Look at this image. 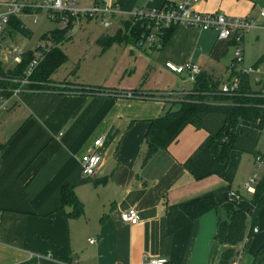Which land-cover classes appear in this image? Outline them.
Wrapping results in <instances>:
<instances>
[{"label":"crops","instance_id":"obj_1","mask_svg":"<svg viewBox=\"0 0 264 264\" xmlns=\"http://www.w3.org/2000/svg\"><path fill=\"white\" fill-rule=\"evenodd\" d=\"M68 1L80 8L96 3ZM184 1L109 0L123 14L104 28L115 27L116 32L128 21L127 13L135 9H161ZM263 8L264 0H200L195 11L258 19ZM85 22L100 23L85 20L74 30H82ZM114 34L106 32L98 40ZM261 40L264 29L250 32L242 48ZM114 45L121 49L119 55L129 50L134 56L125 69L129 80L138 74L139 60L142 67L156 64L155 72L161 77H176L172 79L176 88L168 98L172 106L150 101L143 92H158L154 90L160 84L144 88L139 78L137 83L118 86L126 87L120 91L138 93L136 99L113 95L109 85L106 89L64 80L75 86L67 91L24 90L8 100L9 110L0 118V264H145L151 259H166V264L219 263L224 247L215 237L219 220L227 217L223 205L231 191L251 197L243 183L256 170V156H264L262 131L243 127L229 162L223 164L219 154L210 152V142L226 118L204 115L202 129L188 125L176 142L159 151L145 167H141V155L150 122L178 110L181 103L173 96L187 95L194 88L186 75L168 71L166 64H196L202 74L227 83L235 74L228 65L234 59L236 42L220 40L214 30L178 26L155 60L151 59L155 50L147 56L135 43ZM114 68H108L109 75ZM97 70L101 73L104 67L97 66ZM103 137L102 167L96 176L86 177L81 159ZM65 187L83 203V215H70L72 207L63 203ZM207 196H213L220 206L197 219L182 210L183 205ZM132 207L141 218L135 226L121 219ZM253 223L259 233L253 235L242 264H253L264 247V205L248 217L246 234ZM90 239L96 242L90 244ZM239 248L240 244L236 251Z\"/></svg>","mask_w":264,"mask_h":264},{"label":"trees","instance_id":"obj_2","mask_svg":"<svg viewBox=\"0 0 264 264\" xmlns=\"http://www.w3.org/2000/svg\"><path fill=\"white\" fill-rule=\"evenodd\" d=\"M100 1L96 0L97 3ZM130 24V21H125V31L126 28H129L126 33L124 31L125 34L119 31L114 36H104L98 40V44L103 50L109 49L114 44H137L139 40L145 37L146 27L138 23L130 28ZM10 25L13 28L12 32L23 34L26 37L32 35V32L23 25L20 18L12 19ZM70 28L69 25L67 28L58 29L43 36L45 39L51 35L58 43V47L48 53L45 60L30 77L31 84L23 89L32 92L46 90L45 88L51 83L52 76L67 63L68 56L60 47L70 39ZM174 29L175 27H172L166 32L163 39L164 45L173 34ZM33 59L34 51H29L23 55L20 64L9 70H5L0 61V103L10 100L15 95L19 88V81L25 79L26 71ZM235 75L241 79L238 95L219 94L222 85L221 80L201 74L193 90L187 95L188 98L181 102V107L178 110L169 111L166 116L152 120L145 135L146 147L141 155V167H145L159 151L167 149L176 142L188 125L202 129L204 115L217 114L226 118L223 128L212 137L210 142V152L219 154L223 164L229 162L243 127L262 130L264 126V94L252 90L249 76ZM62 197L64 205L73 209L70 215L75 217L83 215V203L72 189L63 188ZM263 205L264 179L261 180L255 194L250 198H244L239 202L228 201L223 205L227 217L219 220L215 237L216 241L224 247L218 264H232L236 255V247L246 236L248 217H254ZM219 206L220 203L213 196H207L183 205L182 210L191 219H197ZM253 226L254 223L249 234L252 233ZM253 264H264V247L254 257Z\"/></svg>","mask_w":264,"mask_h":264},{"label":"built area","instance_id":"obj_3","mask_svg":"<svg viewBox=\"0 0 264 264\" xmlns=\"http://www.w3.org/2000/svg\"><path fill=\"white\" fill-rule=\"evenodd\" d=\"M200 0H185L182 3L167 5L161 9H135L127 13V20L134 25L141 23L146 27V35L138 41L137 45L144 47L149 44L151 50L161 51L164 47L163 39L166 32L172 27L186 26L189 28H198L202 31L214 30L218 33V38L222 41H235V60L232 64V70L244 63V50L242 42L244 37L258 29H264V8L260 12L258 19L256 18H232L218 13H199L195 11V6ZM45 13L53 21H59L64 25V28L69 27L70 31L80 26L82 21L91 20L98 21L105 28H110L114 20L122 15V11L118 6L110 4L109 0H101L89 8H80L75 2L68 0H8L5 3H0V34L9 27L10 22L14 18H21L23 15H29L34 18V23L38 22L39 15ZM133 25V26H134ZM58 43L48 35L44 41L34 50V59L31 61L22 80L24 86L31 84L30 77L35 70L45 60L48 53L57 48ZM24 53L11 50L7 53L6 58L13 61L15 64L22 62ZM166 69L176 75H186L187 80L195 85L198 77L202 74V68L196 64H186L184 66H175L166 64ZM249 72L241 71L239 74L249 76ZM241 88V79L235 75L229 82L223 83L220 87L219 94L226 96L238 95ZM20 91L16 90L15 94ZM172 93L164 95V99L172 97ZM264 94V93H262ZM119 96L125 98L139 97L138 93L125 92ZM9 110L8 101L0 103V118ZM264 134V126L262 128ZM105 138L98 139L93 147V150L83 156L81 159L82 174L86 177L96 176L103 164V157L99 153V149L104 147ZM1 154V151H0ZM255 172L244 183V191L252 196L255 194L260 181V171L264 166V156L257 155L255 158ZM245 197L237 192L231 191L228 195V200L241 201ZM121 219L124 223L135 226L141 221L138 210L134 207L122 213ZM2 224V212L0 211V228ZM259 229L255 227L252 233L246 234L244 240L240 243V248L236 251V255L232 264H242L246 248L251 242L252 234H258ZM1 242V234H0ZM96 241L90 239L89 243L94 244ZM49 258V257H48ZM40 259V258H39ZM166 259H151L145 264H166ZM40 264V263H32Z\"/></svg>","mask_w":264,"mask_h":264},{"label":"rangeland","instance_id":"obj_4","mask_svg":"<svg viewBox=\"0 0 264 264\" xmlns=\"http://www.w3.org/2000/svg\"><path fill=\"white\" fill-rule=\"evenodd\" d=\"M20 20L23 25L26 26V28L32 31V35L30 37H26L23 34L12 32V25L5 28L1 32L0 61L5 70H9L10 68L14 69L17 66V64H15L13 61L6 58L7 53H9L11 50H17L24 54L29 51H34L44 41V35L51 34L58 29L64 28V25L61 22L51 20L45 13L39 15L38 22L36 24L34 23V18L29 15L21 16ZM133 25L134 24L131 23L130 28H133ZM125 27L126 25L124 22L122 23V27L115 32V27L108 30L105 29L100 23L85 22L83 23L82 30H71L69 32L70 37H72L71 40H67L60 47L61 50L68 56V61L52 76L51 83H49L45 89L55 91L70 90L71 86H75V84L67 81L63 82L64 80H70L73 82L77 81L78 83L89 84L91 87L104 86L106 89L109 87L105 86L109 85L113 87L111 93L115 95L125 92L120 91L123 90V88H126L124 85L118 87L121 83H137L136 79L139 78V86H143L144 88H148L147 86L150 84H160L159 89H153L154 91L158 92H143L145 95L151 98L150 101H160L167 104L171 103L170 99H164L163 97L164 95L171 93L173 89L176 88V83L172 80L173 78H176L175 76L170 74L166 77H161L159 76V72H155L156 64H153L152 68H149L147 65L142 67V61L139 60L136 62V66L139 67L138 74L136 76L133 75L129 80V76L125 73V69L128 68V64L134 60V56L131 55L129 50L127 53H121L119 55L118 53L121 51V49H119L117 46L114 45L112 49L110 48L105 51L97 43L98 38L106 32L109 34H116L119 31L124 33ZM128 29L126 28L125 33ZM139 48L138 50L142 53L145 54V51H147L149 54L146 55H150L149 50L151 51V49L148 43H146L144 47ZM243 50L244 63L232 70L231 67L235 60L234 55L233 61L228 66H230L231 72H235V74L240 73L241 71L249 72L252 70V72L249 74L252 90L255 92L264 93V40H261L259 43H246ZM156 53H158V51L152 53L151 59H156ZM113 65L115 66L114 71L111 75H109L108 68L113 67ZM97 66L104 67V70L100 73V71L97 70ZM129 72L131 73V71ZM123 78H125L124 81L122 80ZM19 83L18 91L22 92L25 90L23 88H27V86L23 85L22 80H20ZM168 83L174 84L173 87L172 85L168 87ZM187 95H174L173 98L178 99L181 103L185 101L186 98H188ZM128 99H136V97ZM170 106H172V103ZM262 148L264 149V140L262 142ZM263 172L264 171H261L259 173L260 178L262 177ZM242 193L244 194L243 191Z\"/></svg>","mask_w":264,"mask_h":264}]
</instances>
